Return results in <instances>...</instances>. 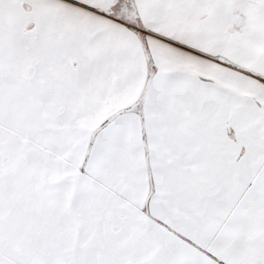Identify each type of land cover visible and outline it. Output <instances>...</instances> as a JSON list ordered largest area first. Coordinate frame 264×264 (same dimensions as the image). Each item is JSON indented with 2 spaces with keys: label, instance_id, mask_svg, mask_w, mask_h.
Instances as JSON below:
<instances>
[{
  "label": "snow or ice",
  "instance_id": "1",
  "mask_svg": "<svg viewBox=\"0 0 264 264\" xmlns=\"http://www.w3.org/2000/svg\"><path fill=\"white\" fill-rule=\"evenodd\" d=\"M0 264H264V0H0Z\"/></svg>",
  "mask_w": 264,
  "mask_h": 264
}]
</instances>
